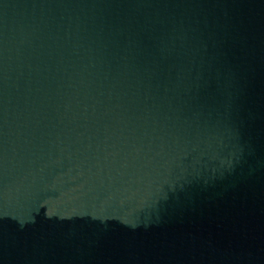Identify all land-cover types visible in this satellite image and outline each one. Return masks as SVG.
I'll return each mask as SVG.
<instances>
[{
    "label": "water",
    "instance_id": "95a60500",
    "mask_svg": "<svg viewBox=\"0 0 264 264\" xmlns=\"http://www.w3.org/2000/svg\"><path fill=\"white\" fill-rule=\"evenodd\" d=\"M264 262V0H0V264Z\"/></svg>",
    "mask_w": 264,
    "mask_h": 264
}]
</instances>
